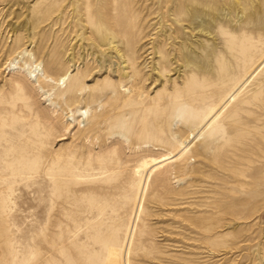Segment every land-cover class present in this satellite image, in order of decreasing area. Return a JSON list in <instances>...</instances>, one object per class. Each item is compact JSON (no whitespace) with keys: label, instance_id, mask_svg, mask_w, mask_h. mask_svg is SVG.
Instances as JSON below:
<instances>
[{"label":"rangeland","instance_id":"1","mask_svg":"<svg viewBox=\"0 0 264 264\" xmlns=\"http://www.w3.org/2000/svg\"><path fill=\"white\" fill-rule=\"evenodd\" d=\"M263 56L264 0H0V264H264Z\"/></svg>","mask_w":264,"mask_h":264},{"label":"bare ground","instance_id":"2","mask_svg":"<svg viewBox=\"0 0 264 264\" xmlns=\"http://www.w3.org/2000/svg\"><path fill=\"white\" fill-rule=\"evenodd\" d=\"M264 61V56H263V58L260 60V62H263ZM254 69H255V67H254ZM253 69V70H254ZM251 74V73H250ZM63 78V77H62ZM63 80V79H62ZM238 85V84H237ZM239 86H240V84H239ZM239 86H236V87H234L233 89H232V94L231 93H229L228 94V96L230 95V97L231 96H233L234 95V93L238 90V88H239ZM227 96V97H228ZM227 101V99H225L224 101H223V103L222 104H224L225 102ZM221 106V105H220ZM219 107V106H218ZM218 107H216V108H214V110L207 116V120L208 119H211L212 118V116H214V115H216L217 114V110L220 108H218ZM200 128H202V127H200ZM190 139H188V140H186L184 143H183V146H182V149L181 150H179V151H176V152H174V153H170V154H165V155H163V156H161V157H153V158H150L149 160H146L145 161V164L144 165H142L141 167H140V170L139 171H141V181H140V188H143L145 185H146V182H147V179H148V176H149V173L153 170V169H155V168H158L159 166H162L163 164H166L167 162H169V161H171V160H173L176 156H179V154L180 153H182L188 146H189V144H190ZM140 202V197H139V199H138V203ZM133 229V227H131L130 229H129V233H128V237H127V240H126V244L127 245H129V242H130V240H131V234H132V230Z\"/></svg>","mask_w":264,"mask_h":264}]
</instances>
